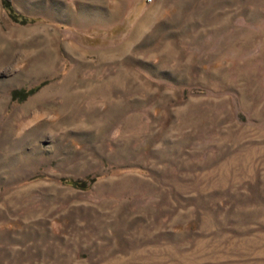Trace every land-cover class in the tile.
Masks as SVG:
<instances>
[{"label":"rangeland","instance_id":"374dc122","mask_svg":"<svg viewBox=\"0 0 264 264\" xmlns=\"http://www.w3.org/2000/svg\"><path fill=\"white\" fill-rule=\"evenodd\" d=\"M11 2L0 264H264V0Z\"/></svg>","mask_w":264,"mask_h":264},{"label":"trees","instance_id":"16d2710c","mask_svg":"<svg viewBox=\"0 0 264 264\" xmlns=\"http://www.w3.org/2000/svg\"><path fill=\"white\" fill-rule=\"evenodd\" d=\"M2 7L4 8L6 14L8 15V17L10 18L11 21H13L14 23H18V24H27V23H32L35 22L37 20H39L36 17H31V16H27L24 15L20 12H18L11 0H2ZM40 88V86H35L34 88L31 89H20L18 91H14L13 92V97L17 98L16 96H20V100H24L26 98H28L29 96H31L32 94H34L38 89ZM61 181L69 186L75 187V188H87L90 184V181L88 178L86 179H70V178H63L61 179Z\"/></svg>","mask_w":264,"mask_h":264}]
</instances>
